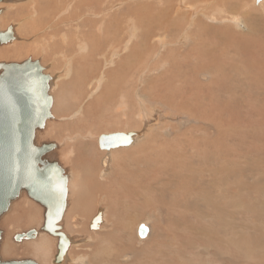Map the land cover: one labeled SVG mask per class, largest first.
Masks as SVG:
<instances>
[{"label":"rangeland","instance_id":"obj_1","mask_svg":"<svg viewBox=\"0 0 264 264\" xmlns=\"http://www.w3.org/2000/svg\"><path fill=\"white\" fill-rule=\"evenodd\" d=\"M67 1L43 0V9L40 11L34 9V0L22 1L10 10H6L5 6H8L10 1L6 4V1L0 3V8L4 9L0 14V20L4 18L0 28L5 31L12 25L20 35L18 41L0 47V62L39 60L47 74L58 75L56 77L60 78L57 87L51 89L54 99L52 113L55 119L48 121L47 128H44L42 136H38L37 142L59 143L57 158L65 169H69L74 181L67 216L71 217L74 214L72 211L77 210L81 217L72 221L66 216L62 222L65 232L69 233L76 243L70 251L71 259L83 262L82 264H160L161 260H167L168 264H229V255H235L233 264H264V105H262L264 88L257 83L254 84L255 81L250 78L248 81L249 73L241 77L239 71L244 68L248 70L253 65V60L248 58L246 52L244 55L235 42L225 38V35H228L238 43L239 37L243 35L245 43L250 38L260 37L262 31L257 35L252 33L254 30L251 29L258 24L264 27V7H261L264 2L256 4L255 0H184L185 3H182L181 0H123L122 3L120 0H114L115 3L108 9L110 12H107L109 14L106 16L111 17L121 11L123 15L120 18L126 17L130 21L132 15L127 13V10L133 8L136 10L133 17L140 20L139 44L132 45V49H129L132 53L134 49L139 48L136 51L137 56L128 59L125 68L120 69L115 66L105 67L106 61L102 56L105 51H109L106 46L108 36L116 38L115 44L119 42L124 47V40L128 39L130 28L126 19L124 18V23L122 21L123 24L113 23L110 29L105 28L102 32L99 29L102 27L100 23L102 18L95 7V9L91 7V14L95 11L92 16L88 15V11H82L75 16L73 20L76 23L63 21L70 14L65 17L63 15L58 20L61 10L70 2ZM181 4H184L186 9L183 10ZM19 6L27 7L21 15L28 19L24 18L22 22L13 17ZM180 7L182 10L178 12L176 8ZM104 9L106 8L100 11ZM32 12H34L32 16L39 13L36 17L41 19L38 26L43 27L29 33L30 36L26 38L23 35L24 29L30 32L32 30L30 26L34 25L29 17ZM166 14L168 19L165 17ZM176 17L181 19L177 25ZM235 17L242 19L240 31L235 28ZM207 18H216L218 22L212 23ZM60 19L62 23L58 28L60 31L54 36L50 29ZM24 21L28 23L31 21L30 26L24 28L23 26H26L23 25ZM119 25L120 28L122 26L121 29ZM202 25L207 27L206 30L202 29ZM76 27L82 28L88 41H91L90 50L94 55L88 56L82 64L77 65L79 70L77 79H80L73 82L72 78L66 80L61 78L65 70L62 69L64 62L61 53H64V56L65 54L72 56L78 50L75 38L79 32L76 31ZM187 30L194 36L201 32L205 34L203 36L205 51L210 49L211 45L217 47L212 58L222 72L220 87L202 85V90L198 89L202 96L198 94V97L187 88V93L180 90L178 96H183L185 101L189 98L188 100L191 99L190 101L197 105L196 113L191 114L192 112L186 111L187 109L177 108L175 104L165 106L163 103L162 107L165 109L162 111H165L163 113L167 119L163 118L165 120L160 126L154 131L147 132L139 144L121 152L114 151L110 171L105 172L102 156L106 151L99 148L97 138L109 132H129L145 128L146 125L138 118L139 105L134 103L139 96L141 101H146L144 103L148 105L150 101L156 99L152 97L153 84H157L156 77L161 76L165 69L167 71L164 73L172 71L169 65H173V57L182 59L184 56L185 51L177 42ZM216 32L223 34L218 37ZM63 33L69 36L66 45L60 40ZM235 34L241 35L237 37ZM157 37L164 38L167 46L157 49ZM197 40L195 36V42ZM48 42L52 43L51 52H48V47L46 52L43 50ZM257 50L264 54L258 48ZM129 51L121 52L122 58L130 54ZM171 51L173 52L170 53ZM131 65V71L125 70ZM189 69L192 67L187 70ZM189 71H186L188 76L185 81L193 84L194 81H190L189 75H194ZM209 71L213 73L211 69ZM104 73L105 86L101 91L94 93L93 97L90 96L95 86L89 87V82L97 80ZM198 73L199 71L195 72L196 75ZM82 83L85 84V95L80 93L81 89L83 90ZM189 84H186V87ZM103 94L105 99L102 98ZM123 96L130 103V110L127 112L137 114L135 117L132 116L131 120L116 115L119 114L117 111L122 104ZM180 97H176V101L181 99ZM190 101H187V104H190ZM156 102L154 101V104H160ZM148 108L155 110L149 106ZM76 112L80 114L75 119L65 120V117L68 118ZM236 124L238 126H235ZM259 125L263 129L259 128ZM152 128L154 127L149 129ZM256 132L259 135H256ZM88 133L92 135L83 137ZM212 141H220L222 145L223 151L218 158L204 153L205 146ZM63 142L64 145H61ZM200 142L202 143L199 145ZM69 147L70 149H67ZM63 148L66 150L63 151ZM68 150H74V154L68 157L66 154ZM143 150L146 156L141 155L138 159L139 153ZM53 153L54 151L51 157ZM103 173L107 175L103 177ZM110 184H114V187L112 188ZM103 209L104 214L106 213L105 222L100 230L92 231L89 227L91 219L99 211L103 212ZM148 215L153 217L149 226L150 230L153 228L154 235L150 243L140 244L138 229L143 224L146 225ZM43 223V207L23 191L0 219V229L4 232L0 246L2 259L5 261L32 259L39 264H53L52 259L57 253L54 241L46 242L49 246L48 253L32 249L33 242L38 243L50 234L40 232L30 241L25 240L21 243L15 241L18 234L31 230L39 231ZM211 241H220V245L212 246ZM222 251L225 252L221 253ZM66 264L76 263L70 260Z\"/></svg>","mask_w":264,"mask_h":264},{"label":"bare ground","instance_id":"obj_2","mask_svg":"<svg viewBox=\"0 0 264 264\" xmlns=\"http://www.w3.org/2000/svg\"><path fill=\"white\" fill-rule=\"evenodd\" d=\"M6 1V2H5ZM10 1V6L8 5H5L7 8H6V10H10V9H13L16 5H19L22 1H25V0H2V1H0V3H2V2H5V4L6 3H8ZM42 1L43 0H34V9L35 10H42L43 9V5H42ZM50 1V0H49ZM59 1V0H58ZM115 1H119V0H115ZM115 1L114 0H98V1H96V0H70V2L69 3H67L68 5L65 7V9H62L61 10V13L58 15V20H59V18L60 17H62L63 15H64V17L66 16V15H69V16H67V18H64V20L63 21H68V22H70V23H76L74 20H73V18L75 17V16H77L79 13H81L82 11H88L89 12V16H90V14H91V7H95L96 9H98V11H99V14H100V18H102V21L100 22L101 23V25H102V27H99V29H100V31L102 32V31H104L103 29H110L111 28V26H112V24L113 23H115L116 24V22H118V23H120V24H123L124 22H125V20H124V18L126 19V22H127V24H128V27H130L129 28V31H128V39L126 40H124L125 41V45H124V47L122 46V45H120V43L118 42L117 44H115V41H116V38L115 39H112L110 36H108L107 37V39H106V46L109 48V51L107 52V51H105L104 52V54H103V59H105V67H106V65L107 66H115V67H119L120 69H122V68H125V64L127 63L126 61L128 60V59H130L131 57H134V56H137V53H136V51H138L139 50V48H138V50H135L134 49V51L132 52V53H130V51H129V49L132 47V45H135V46H138V44H139V37H138V34H139V29H140V27L138 28V26H139V22H140V20L139 19H136V18H134L133 17V15L136 13V10H133V8H127L128 10H127V13H131V15H132V17H131V19L132 20H130V21H128L127 20V18L126 17H124V18H120L121 17V15H123V13L121 12V11H118V13L117 14H114V15H111V17H110V15H108V16H106L107 14H109V13H107V12H110L108 9L112 6V5H114V3H115ZM123 0H120V2H122ZM184 1V0H183ZM182 0H181V2L182 3H185V1H187V0H185L184 2H183ZM256 1V4H260V3H262V1L264 2V0H260V1H258V0H255ZM66 2H68L67 0H66ZM119 2V3H120ZM59 3V2H58ZM123 3V2H122ZM184 4H181L180 6L183 8V10H184V8L186 9V7L185 6H183ZM56 6V5H55ZM62 6V5H61ZM102 6H104L103 8H106V9H104L103 11H100V10H102L103 8H101ZM253 6V5H252ZM1 7V6H0ZM176 8L177 10H178V12H180V10H182V8ZM261 7H264V5H261ZM94 8V9H95ZM113 8V7H112ZM248 8V7H247ZM27 9V7H25V6H19L18 8H17V10L13 13V17L15 16V18H18V19H16V20H25V19H28V17L27 18H25V17H23L24 15H21V13H24V11ZM45 9V8H44ZM93 9V10H94ZM119 9V8H118ZM4 11V9H2V8H0V14H1V12H3ZM126 11V10H125ZM187 11V10H186ZM71 12V13H70ZM95 11H93L92 12V14H91V16L93 15V13H94ZM34 12H32L31 13V16H29L30 18H31V20L34 22V25L33 26H30V24H31V21H29V23L28 22H25V23H23V25H26V26H23L24 28H26V27H28V26H30L31 28H32V30L30 31V32H27L25 29H24V31H23V28H22V31H23V35L27 38V37H29L30 35H29V33H34L35 31H38V30H40L43 26H38L39 25V23L41 22V19L40 18H36V17H38V14L37 15H33L32 16V14H33ZM193 13V12H192ZM219 13V12H218ZM99 14H96L95 13V15H99ZM126 14V13H125ZM124 14V15H125ZM168 14V13H167ZM167 14H166V19H168V16H167ZM178 14H181V13H178ZM30 15V14H29ZM182 15V14H181ZM193 15H195V14H193ZM82 16V15H81ZM136 16V15H135ZM214 16V15H213ZM213 16H211V17H213ZM161 17V16H160ZM170 17V16H169ZM180 18H181V16H179ZM189 17V16H188ZM188 17H187V19H188ZM193 17V16H192ZM195 17V16H194ZM193 17V18H194ZM204 17H207V16H204ZM233 17V16H232ZM231 17V18H232ZM3 18V17H2ZM25 18V19H24ZM81 18V17H80ZM79 18V19H80ZM4 19V18H3ZM3 19H1L0 20V23L1 24H3ZM7 20H8V18H6ZM5 19V20H6ZM62 19V18H61ZM61 19H60V21L59 22H57L56 23V25L55 26H53V27H51V34L52 35H56V33L57 32H59L60 30L58 29L59 28V25L60 24H62L61 23ZM71 19V20H70ZM176 19V25L177 24H179V22L181 21V19H178L177 17L175 18ZM198 19V18H197ZM210 22H212V23H217L218 21H216L214 18H207ZM233 19V18H232ZM4 20V21H5ZM158 20V19H157ZM189 20V19H188ZM224 20V19H223ZM235 28H237L239 31L240 30H242V24L240 23V22H242V19L241 18H239V17H235ZM78 21H80V20H78ZM77 21V22H78ZM122 21H123V23H122ZM167 21V20H166ZM191 21V20H190ZM225 21V20H224ZM229 21H231V20H229ZM22 22V21H21ZM168 22V21H167ZM166 22V23H167ZM227 22V21H226ZM232 22H233V20H232ZM59 23V24H58ZM65 23V22H64ZM131 23V24H130ZM163 23V22H162ZM220 23V22H219ZM218 23V24H219ZM221 23H223V22H221ZM1 24H0V26H1ZM130 24V25H129ZM138 24V25H137ZM245 24V23H244ZM80 25V24H79ZM200 26H201V24H199ZM132 26V27H131ZM203 26V25H202ZM9 27H12V26H9ZM8 27V28H9ZM16 27V26H15ZM14 27V28H15ZM98 27V26H97ZM119 28H120V25L118 26ZM117 27V28H118ZM163 27L165 28V25H163ZM161 28L162 30H164V28ZM195 27V26H194ZM7 28V29H8ZM121 28H122V26H121ZM120 28V29H121ZM206 28L207 27H205V26H203V30H206ZM7 29L5 30V31H3L1 28H0V32L1 33H4V32H6L7 31ZM82 29V28H81ZM79 27H76V31H78L79 33H78V37L77 38H75V42H76V46H77V48H78V50L77 51H75L76 53H74L72 56H66V54H65V56L63 55L64 53H61V56H62V61L64 62V64H63V68L62 69H65L64 70V76L63 77H61V78H63V80L65 79H73V82H76V80H77V82H78V80L80 79H77V77H78V72H79V70H78V67H77V65H79V64H82V62L88 57V56H91V57H93L92 55H94V52L93 51H91L90 49V44H91V41L89 40L88 41V38L86 37V34L84 33V31L83 30H81ZM190 29V28H189ZM195 29V28H194ZM217 29V28H216ZM30 30V29H29ZM115 30V29H114ZM254 30V31H253ZM18 31V30H17ZM251 31H253L252 33H258L259 31H262V35H260V37H255V38H250V39H248L249 41H246L245 43H244V40H245V36H241V37H239V35H241V34H235V35H237V37H239V39H240V41L237 43V41H235L232 37H230V36H228V35H225V38L227 39V40H231L232 42H235V44H237L240 48H241V51H242V53L245 55V52L247 53V55H248V58H250V59H252L253 60V65L250 67V68H248V70H245V68L244 69H241L239 72H240V74H241V77H243V75H245V74H248L249 73V77L247 78V80L250 78L251 80H253V81H255V82H253L254 84H256L257 83V85L259 84L260 85V87L261 88H264V74H263V72H264V54L262 55V54H260V51H258L257 50V48L259 49V50H261V51H263L264 52V27H262L260 24H258V25H256L253 29H251ZM199 32V31H198ZM207 32V31H206ZM13 33H14V35H15V37H16V39L15 40H19L20 39V35L18 34V32H16V30L15 29H13ZM113 33V32H112ZM234 33V32H233ZM240 33V32H239ZM116 34V33H115ZM216 34L218 35V37L219 36H222V34L221 33H217L216 32ZM47 35V34H46ZM253 35V34H252ZM258 35V34H257ZM117 36V35H116ZM178 36V35H177ZM195 36L197 37V42H195ZM193 35V33L192 34H189L188 33V30H187V32H185V33H183V36L179 39V42H177V45L179 44H181L182 46L180 47L181 49H184V51H185V54H184V56H182V59L181 58H177V57H173V56H171V57H173V65H169L170 67H171V69H172V71H169V72H167V73H164V71H167V69H165L162 73V75L160 76L159 75V77H156V81H157V84H153V94H152V97L153 98H156L155 100L153 99V101L151 102L150 101V103H149V105L148 104H146V103H144V102H146V101H141L142 99H141V96H139V97H137V101H138V103H137V101H136V103H134V105H139V113H137L138 114V118L141 120V122L143 123V125H146L145 126V128L144 129H141V130H137V131H129V132H116V133H122V134H130V133H135L134 134V137H133V142H132V144L130 145V146H126V147H119V148H110V149H107V150H103V151H106V153H104L103 155L104 156H102L103 158H102V165H103V167H104V169L103 170H105V172H108V171H110V164L112 163V160H113V158H112V156H113V153H114V151H120L121 152V150H126V149H129V148H131L132 146H134V145H136V144H139L144 138H145V134L147 133V132H149V131H154L155 130V128H157L158 126H160L161 125V123H162V121L163 120H165V119H167V118H165L164 116V113L163 112H165V111H162V109H165V107H162L164 104L163 103H165V106H166V104H169V105H173V104H175V106L177 107V108H181V109H187L186 111H188V112H192L191 114H195L196 113V111L198 110L197 108V105H194L193 103H192V101H190V100H188V99H186V101H185V98L183 97V96H178V92L180 91V90H184L183 91V93H187L188 92V90H189V92H191L192 91V93L194 94H196L197 95V97H198V94H200L201 92H199L198 91V89L200 88V90H202V85H205V84H207V85H210L211 87H213V88H219L220 87V85H219V83L221 82V78H222V72H221V69H220V67H219V65L218 64H216V61L212 58L213 57V54H214V50H216V48L217 47H214V46H210V49H208V50H204V47H203V45H204V40H203V36H205V34L203 35V32H201L199 35H198V33L196 34V35ZM24 37V38H25ZM50 37H51V35H50ZM207 37V36H206ZM18 38V39H17ZM94 38V37H93ZM120 38V37H119ZM161 38V37H160ZM159 37H157V39H156V42H158L157 44V49H159V47H166L167 46V42L164 40V38H161L160 39ZM112 39V40H111ZM121 39V38H120ZM25 40V39H24ZM46 40V39H45ZM60 40H62V42L63 43H65V45L68 43V40H69V36L68 35H66V33H63L62 35H61V38H60ZM114 40V41H113ZM121 41V40H120ZM138 41V42H137ZM46 42V41H45ZM51 42V41H50ZM111 42V44H109ZM90 43V44H89ZM176 42H174V44H175ZM240 43H242V45L240 44ZM14 44V43H13ZM54 46H55V43L53 44ZM141 45V44H140ZM214 45V44H213ZM51 46H52V43H47V45H46V47L45 48H43V50L46 52V50H47V47H48V52H51ZM175 46V45H174ZM208 46V45H207ZM42 47V46H41ZM56 47V46H55ZM178 47V46H177ZM187 47H188V49H187ZM180 48H176L177 50L178 49H180ZM107 49V48H106ZM132 49V48H131ZM150 49V48H149ZM160 49H162V48H160ZM180 49V50H181ZM207 49V48H206ZM237 49V48H236ZM176 50V51H177ZM44 51H42L43 53H44ZM129 51V53L130 54H128L127 56H125L124 58H122V53H127ZM122 52V53H121ZM150 52V51H149ZM161 52V51H160ZM159 52V53H160ZM173 51H171L170 53H172ZM175 52V51H174ZM178 52V51H177ZM16 53V52H15ZM181 53V52H180ZM10 54H12V53H10ZM9 54V55H10ZM98 54H100V53H98ZM222 54V53H221ZM57 55H59V54H57ZM102 55V54H101ZM158 55V54H157ZM225 55V54H224ZM79 56H81V58H79ZM154 56H156V55H154ZM154 56H153V58H154ZM223 56V55H222ZM4 57V56H3ZM56 57V56H55ZM90 57V58H91ZM245 57V56H244ZM243 57V58H244ZM0 58H1V56H0ZM49 58H50V56H49ZM48 58V59H49ZM125 60V62L123 63V61ZM132 60H133V58H132ZM164 62V61H163ZM1 63V62H0ZM165 63H167V62H165ZM165 63H164V65H165ZM157 64H159V63H157ZM171 64V63H170ZM43 65V64H42ZM129 65V64H128ZM160 65H161V63H160ZM160 65H158L159 67H160ZM163 65V66H164ZM77 67V68H76ZM114 67V68H115ZM190 67H192V69L189 71V70H187L188 68H190ZM241 67V66H240ZM130 68V69H129ZM163 68H165V66L163 67ZM198 68H202V70H200V69H198ZM204 68H206V69H204ZM212 70L213 71V73L211 72V71H209V70ZM125 70H127V71H131L132 70V65H131V67L130 66H128V67H126V69ZM157 70V69H156ZM186 71H189V72H193V75L194 76H191V75H189L190 76V81H194L193 82V84H189V83H187L188 81H185V79L187 78V76H188V73L186 72ZM196 71H199V73L196 75L195 74V72ZM223 71V70H222ZM44 72H45V67H44ZM159 72V71H158ZM237 72V71H236ZM46 73V72H45ZM102 73V72H101ZM113 73H115V71L113 72ZM201 73V74H200ZM47 74V73H46ZM63 74V73H62ZM99 74H100V72H99ZM49 75V74H48ZM51 76V75H50ZM56 76H58V75H56ZM56 76H51L52 77V80L53 81H51L50 82V94H51V89L52 88H54L55 89V87H57V84H58V80L60 79H58ZM60 76V75H59ZM101 76V75H100ZM98 77V79L97 80H95V81H92V82H89L90 84H89V87H91V86H95V89L93 88V90L91 91V92H93V94L92 95H90V96H92L93 97V95H94V93H97V92H99V91H101L103 88L102 87H104L105 86V84H106V82H105V73H104V77L103 76H101V77ZM107 77V76H106ZM162 78L164 79V80H162ZM189 78V77H188ZM200 78H201V80H203L202 82H204V84L201 82V80H200ZM86 79V78H85ZM95 79V78H94ZM107 79V78H106ZM140 79H141V76H140ZM249 79V80H250ZM93 80V79H92ZM154 80V79H153ZM248 80V81H249ZM137 81V80H136ZM141 81V80H140ZM163 81V82H162ZM216 82H218L217 84H216ZM252 82V81H251ZM71 84H72V82H70ZM142 83V82H141ZM140 82H139V84H141ZM165 83V84H164ZM176 83H179V84H176ZM209 83H211V84H209ZM85 84H86V81H85ZM85 84H81V86L83 87V90L81 89V91H80V93L83 95H85ZM128 84V83H127ZM186 84H189L188 85V87H186ZM247 84H249V83H247ZM143 85V84H142ZM258 85V86H259ZM128 86V85H127ZM210 86H208L209 88H210ZM248 86V85H247ZM250 86H252V85H250ZM81 87V88H82ZM106 87H108V86H106ZM205 87V86H204ZM186 88L188 89V90H186ZM206 88V87H205ZM89 89V88H88ZM112 89V88H111ZM89 91V90H88ZM120 91V90H119ZM122 91V90H121ZM260 91V90H259ZM182 93V92H181ZM80 94V95H81ZM136 94V93H135ZM146 94V93H145ZM192 94V95H193ZM104 95L105 94H103V96H102V98L104 97ZM107 95V94H106ZM185 95H187V94H185ZM191 95V94H190ZM201 96H202V94H200ZM124 96H125V94H124ZM123 96V98H122V104H120L121 106L118 108V113L119 114H116V115H119V117H124L125 119H129V120H131V118H132V116H134L136 113H128L127 112V110L129 109V106H130V103H129V100L126 98V97H124ZM148 96V95H147ZM205 96V95H204ZM258 96H259V94H258ZM88 97H89V95H88ZM152 97H150L151 99H152ZM176 97H180L181 99H178L177 101H176ZM186 97V96H185ZM85 98V97H84ZM101 98V99H102ZM171 99V100H169V99ZM260 98V97H259ZM261 98H263L262 96H261ZM104 99H105V97H104ZM120 99V98H119ZM264 99V98H263ZM54 100V99H53ZM135 100V99H134ZM170 102H169V101ZM193 100V99H192ZM262 100V99H261ZM261 100H260V102H261ZM107 101V100H106ZM154 101H157L156 103H158V102H160V104H154ZM187 101H190V104H187ZM196 101V100H195ZM199 101V100H198ZM200 101H202V100H200ZM94 102H95V100H94ZM194 102V101H193ZM96 103V102H95ZM133 103V102H132ZM189 103V102H188ZM195 103H197V102H195ZM262 105H264V104H262ZM55 106V105H54ZM89 106V105H88ZM148 106L149 107H152L153 109H155L154 111H152V110H150L149 108H148ZM199 106V105H198ZM203 106V105H202ZM90 107H92L91 105H90ZM135 107H138V106H135ZM200 107V106H199ZM79 108V107H78ZM206 109V108H205ZM130 110V109H129ZM128 110V111H129ZM258 110V109H257ZM260 110V109H259ZM53 111V110H52ZM80 111H82V110H80ZM79 111V112H80ZM116 111V110H115ZM262 111V110H261ZM79 112H76V113H70L71 114V116H69L68 118L67 117H65V120H71L72 118L73 119H75L76 118V116H78L80 113ZM264 113V112H263ZM136 114V115H137ZM259 114V112L257 113V116H259L258 115ZM52 115H53V113H52ZM68 115V114H67ZM95 115V114H94ZM135 115V116H136ZM202 115V114H201ZM237 115V114H236ZM61 116H62V114H61ZM134 116V117H135ZM260 117H262V116H260ZM163 118H165V119H163ZM208 118V117H207ZM52 120H54L55 119V117H54V115L52 116V118H51ZM62 119V118H61ZM64 119V118H63ZM91 119V118H90ZM137 119V118H136ZM250 119V118H249ZM259 119V118H258ZM263 119V118H262ZM50 120V119H49ZM48 120V121H49ZM138 120V119H137ZM197 120V119H196ZM238 120H239V117H238ZM245 120V119H244ZM47 121V123H46V127H45V129L47 128V126H48V124H49V122ZM237 121V120H236ZM251 121V120H250ZM259 121V120H258ZM261 121V120H260ZM166 122V121H165ZM127 124L129 123V125L131 124L130 122H126ZM243 123V122H242ZM254 123V122H253ZM111 124H114V123H111ZM165 124V123H164ZM164 124H163V126H164ZM81 125V124H80ZM125 126H126V124H124ZM168 125V124H167ZM238 125H240L239 123H238ZM237 124L235 125V126H238ZM247 125H248V123H247ZM250 125V124H249ZM254 125V124H253ZM150 127H154V128H152V129H149ZM209 127V126H208ZM261 127V125H259V128ZM264 127V126H263ZM263 127H261L262 129H263ZM164 128V127H163ZM221 128V127H220ZM241 128V127H240ZM247 128H249V127H247ZM258 128V127H257ZM252 129V128H251ZM80 130V129H79ZM117 130V129H116ZM127 130V129H126ZM236 130V129H235ZM243 130V129H242ZM247 130H249V129H247ZM253 130V129H252ZM261 130V129H260ZM260 130H259V133H260ZM257 131V130H256ZM262 131V130H261ZM246 132V131H245ZM38 134H37V137H36V141H38V136H42L43 135V133H44V131H40V132H37ZM42 133V134H41ZM238 133V132H237ZM243 133V132H242ZM248 133V132H247ZM262 133V132H261ZM106 134H115V133H106ZM251 134V133H250ZM256 135H259V134H257V132L255 133ZM263 134V133H262ZM77 135V134H76ZM88 135H92L91 133H88V134H85L83 137H86V136H88ZM238 135H240V134H238ZM255 135V136H256ZM261 135V134H260ZM237 136V135H236ZM253 136V135H252ZM156 137V136H155ZM246 137V136H245ZM263 137V136H262ZM259 138V137H258ZM264 138V137H263ZM67 139H69V138H67ZM249 139V138H248ZM257 139V138H256ZM255 139V140H256ZM66 140V139H65ZM64 140V141H65ZM72 140H73V138H72ZM99 137L97 138V142H98V145H99ZM252 140V139H251ZM253 140H254V138H253ZM69 141H71V140H69ZM73 142V141H72ZM172 142V141H171ZM220 142V141H219ZM219 142H217V141H212V143L210 144L209 143V145H207V146H205V151H204V153H206V154H212V155H214L215 157H217L219 154L221 155V151H223L222 149V145L219 143ZM246 142V141H245ZM256 142V141H255ZM68 143V142H67ZM173 143V142H172ZM202 142H200L199 143V145L201 144ZM59 144V143H58ZM61 145H64V142H63V144L62 143H60ZM183 144V143H182ZM185 144V143H184ZM192 144V143H191ZM190 144V145H191ZM204 144V143H203ZM206 144V143H205ZM69 145V144H68ZM171 145V144H170ZM174 145V144H173ZM187 145V144H186ZM186 145H184V146H186ZM224 145V144H223ZM74 146V145H73ZM183 146V147H184ZM62 147V146H61ZM75 147V146H74ZM99 148H100V146H99ZM142 148V147H141ZM181 148H182V146H181ZM194 148V147H193ZM203 148V147H202ZM64 149V148H63ZM67 149H70V147L69 148H67ZM75 149V148H74ZM101 149V148H100ZM135 149V148H134ZM137 149H138V147H137ZM164 149V148H163ZM172 149V148H171ZM191 149V148H190ZM197 149V148H196ZM61 150V149H60ZM66 149H64L63 151H65ZM102 150V149H101ZM185 150V149H184ZM192 150V149H191ZM194 151H195V149H193ZM204 150V149H203ZM130 151V150H129ZM74 152V150H71V151H67L66 152V154L68 155V157L71 155V154H74L73 153ZM154 152V151H153ZM170 152V151H169ZM175 152V151H174ZM185 152V151H184ZM226 152V151H225ZM65 153V152H64ZM79 153H80V150H79ZM86 153V152H85ZM181 153V152H180ZM191 153L193 154L194 152L193 151H191ZM195 153H196V151H195ZM199 153V152H198ZM223 153V152H222ZM140 154V156H139V158L138 159H140L141 158V155H143V156H146V154H145V150H143L142 152H140L139 153ZM201 154V153H200ZM57 156V150H55L54 151V153L52 154V156ZM86 155V154H85ZM175 155V154H174ZM178 155H179V153H178ZM182 155V154H181ZM183 155H184V153H183ZM187 155V154H186ZM197 155V154H196ZM219 155V156H220ZM206 156V155H205ZM218 156V157H219ZM58 157V156H57ZM217 157V158H218ZM67 158V157H66ZM178 158V157H177ZM68 159V158H67ZM174 159V158H173ZM234 159V158H233ZM69 160V159H68ZM176 160V159H175ZM185 160V159H184ZM217 160V159H216ZM138 161V160H137ZM180 162V161H179ZM178 162V163H179ZM182 162V161H181ZM139 163V162H138ZM181 164V163H180ZM183 164V163H182ZM225 165V164H224ZM230 166V165H229ZM187 167V166H186ZM228 167V166H227ZM70 168V167H69ZM91 169V168H90ZM182 169V168H181ZM69 169H66V171H67V174H68V188H69V193H68V199H67V208H66V212H65V215H64V218H63V220L66 218V216H67V211H68V209H69V205H70V196H71V191H72V189H73V179H72V175H71V173H70V171H68ZM227 172H228V170H227ZM95 173V172H94ZM96 174H97V172H96ZM187 174V173H186ZM107 174H104L103 173V177H105ZM200 175V174H199ZM97 176V175H96ZM118 176V175H117ZM94 178V177H93ZM96 178V177H95ZM97 183V182H96ZM95 184V183H94ZM190 184V183H189ZM99 184H97V186H98ZM111 185V184H110ZM114 185V184H113ZM113 185H111L112 186V188L114 187ZM115 185H116V183H115ZM100 186H101V184H100ZM76 187V186H75ZM107 187V186H106ZM145 187H146V185H145ZM103 188V187H102ZM23 192V191H22ZM21 192V193H22ZM24 192H26L27 193V191H24ZM20 193V194H21ZM27 195H28V197L30 198V199H32L31 197H30V195L27 193ZM19 198V197H18ZM17 198V199H18ZM33 201H35L34 199H32ZM36 202V201H35ZM37 203V202H36ZM39 204V203H38ZM40 205V204H39ZM41 207H43L42 205H40ZM179 207V206H178ZM81 207H79V209H80ZM180 208V207H179ZM44 209V208H43ZM72 211V210H71ZM76 211V212H75ZM75 211H72V212H74V214L70 217L69 215L67 216V217H70V219L72 220V221H75V220H77V218L78 217H81L80 216V214L79 213H77V210H75ZM101 212V221L99 222V224H98V229L96 230V231H98V230H100L102 227V225L104 224V222H105V219H106V213L104 214V209H103V212H102V210L101 211H99V213ZM44 215H45V211H44ZM98 214H96V215H94L93 217H92V219H91V223H90V225H89V227H90V229H91V224H92V222H93V220H94V218L97 216ZM153 217L151 216V215H148V218H147V220L145 221L146 222V225L145 224H143L142 226H140L139 227V229L141 228V227H144L145 229H147V236L146 237H141V235H140V233H139V229H138V234H139V236L141 237V239H140V241L138 240V242L140 243V244H144V243H150V239L152 238V236L154 235L153 233V228L150 230V226L149 225H151V222H152V219ZM44 222H45V217H44ZM63 222V221H62ZM61 222V224H60V226H61V228H62V232L64 233V234H66L68 237H69V239H70V247H69V250L67 251V254H66V256H65V258H64V261L61 263V264H66V262H68V261H70V260H72L73 262H75L76 264H82L83 262H80V261H74L73 259H71V257H70V251H71V249H72V247H73V245L75 244L76 245V243H75V240H74V238L69 234V233H66L65 232V229H64V227H63V223ZM82 222V221H81ZM223 223V222H222ZM222 223H220V224H222ZM43 225H44V223H43ZM148 225V226H147ZM43 227V226H42ZM138 228V227H137ZM137 228H136V231H137ZM39 233V232H38ZM3 236H4V234H3ZM53 236V235H52ZM56 238H52L50 235L49 236H46V237H44L40 242H38L37 243V241L36 242H33V244H32V249L33 250H35L36 252H42V253H48L49 252V246L46 244V242H51V241H54L55 243H56V245H57V253H58V245H59V242H60V239H59V237H57V236H55ZM145 239H146V241H145ZM84 241H87V240H84ZM211 244H212V246H214L215 245V247L217 246V245H220V241H211ZM226 244V243H225ZM74 245V246H75ZM225 251H222L221 253H224ZM227 253H229L228 251H226ZM57 253H56V255H57ZM39 254V253H38ZM179 254V253H178ZM55 255V256H56ZM55 256H54V258L52 259V262H53V264H54V260H55ZM123 256V255H122ZM121 256V257H122ZM161 256V255H160ZM230 257V263L229 264H233V262H234V258L233 257H235V255H229ZM165 257V256H164ZM85 260V259H84ZM83 260V261H84ZM164 260H165V258H164ZM82 261V260H81ZM158 262H160L159 261V259H158ZM171 262V261H170ZM162 263H167L168 264V261L167 260H165V261H163V260H161V263L160 264H162Z\"/></svg>","mask_w":264,"mask_h":264},{"label":"water","instance_id":"obj_3","mask_svg":"<svg viewBox=\"0 0 264 264\" xmlns=\"http://www.w3.org/2000/svg\"><path fill=\"white\" fill-rule=\"evenodd\" d=\"M15 39L13 27H9L6 32H0V47ZM51 81L39 60L0 63V219L20 193L27 191L43 206L45 222L39 231L18 234L15 241H30L38 232L57 236L60 242L54 264H61L70 247V239L60 226L67 208L68 174L57 156L51 157L59 144L36 141L37 132L44 131L52 118ZM134 134H104L99 137V146L102 150L130 146ZM101 216L100 212L94 218L92 231L98 229ZM139 233L146 237L147 229L141 227ZM3 234L0 229V246ZM0 264L39 263L32 259L5 261L0 255Z\"/></svg>","mask_w":264,"mask_h":264}]
</instances>
